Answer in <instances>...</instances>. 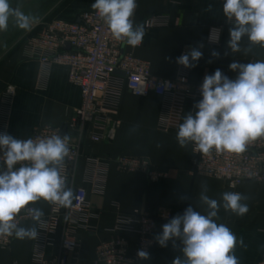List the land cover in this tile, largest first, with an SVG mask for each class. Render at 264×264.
<instances>
[{
	"label": "crops",
	"instance_id": "obj_1",
	"mask_svg": "<svg viewBox=\"0 0 264 264\" xmlns=\"http://www.w3.org/2000/svg\"><path fill=\"white\" fill-rule=\"evenodd\" d=\"M94 2L95 0H58L50 19L79 21L84 11L93 10L91 4ZM223 2L224 0H136V23L153 15L167 14L172 24L145 30L142 45L137 48L127 47L126 51L148 61L153 75L159 78L173 79L181 73H187L192 83L202 84L206 74H213L216 69H220L230 79H235L237 73L229 69V64L233 61L249 63L264 59V48L256 46L247 55L243 51L231 53L227 48L231 24L227 23L223 15ZM208 4L212 5V11L206 10ZM33 11L35 13L31 16L36 17V21L42 19L43 16L39 15L42 12L35 9ZM44 15L49 14L46 11ZM211 25H224L220 46H210L206 42ZM26 32L27 30L18 28L13 19L9 20L7 31H0V115L4 108L1 103L3 92L7 86L13 85L17 93L11 104L8 133L18 139L29 138L34 128L41 124L64 125L82 104L81 91L70 82L68 67L52 65L44 68L39 61L24 57L21 42ZM200 44H203L200 49L203 56L195 67L185 68L176 62L184 51L189 52ZM246 45L247 38L242 41V47ZM213 50L220 53L219 58L212 57ZM226 51L228 55H225ZM200 99H187L178 95L168 116L165 111L166 98L153 93L136 96L124 87L117 114L120 126L115 138L99 143L85 138L82 145L83 157L78 168V183L88 190L92 211L96 216L91 220L93 232H79L80 247L70 254L69 264H93L96 246L112 235L108 229L113 226L119 212L129 213L138 209L155 216L169 212L172 218L182 214L190 204L195 210L205 214V206L199 201L201 182H206L207 195L213 199L221 200L224 192H240L249 197L245 201L249 206L247 214L240 217L221 207L217 223L227 225L237 238L243 237L247 248L239 245L236 248L240 264L259 262L264 255V183L247 182L237 190H232L221 180L195 174L192 171L193 145L181 148L177 143L179 125ZM72 141H75L74 137ZM120 156L147 159L155 167L166 171L167 176L160 181L151 182L142 173L119 171L113 160ZM90 157L110 160L104 193L95 192L94 185L83 182L86 160ZM35 206L41 208L45 215L51 209V204L43 200ZM170 219L159 221L155 236L162 232V225ZM32 224L33 221H28L23 226L29 227ZM128 239L131 249H134L135 237L128 236ZM34 247L35 239L16 238L10 247L0 248V264H13L15 261L30 263ZM180 247L179 240L176 241V247H173L172 241L168 242L167 247H161L157 243L145 264H172L176 256H182Z\"/></svg>",
	"mask_w": 264,
	"mask_h": 264
},
{
	"label": "built area",
	"instance_id": "obj_2",
	"mask_svg": "<svg viewBox=\"0 0 264 264\" xmlns=\"http://www.w3.org/2000/svg\"><path fill=\"white\" fill-rule=\"evenodd\" d=\"M141 23L145 25V30H149L170 26L172 21L169 15L164 14L150 16ZM227 23L230 24L228 21ZM214 28L220 29L218 43H212L209 39ZM223 32L224 25H211L207 44L220 46ZM66 44L70 48H65ZM141 45L142 43L132 47L126 41L115 40L94 10L84 11L79 21L39 19L25 33L21 42L24 57L39 61L44 68L52 65L68 67L69 80L79 87L82 95L81 106L74 111L67 123L61 126L38 125L29 137L38 139L57 133L70 136V153L65 159L62 175L66 176L68 186L74 189L76 198L71 208L51 204L49 214L44 216L46 224L35 239L33 258L26 264H69L70 254L80 247L79 232L94 231L91 220L96 214L92 211L89 192L78 183V168L83 157L82 145L85 138L94 143L115 138L120 126L117 114L124 87L136 96L153 93L166 98L165 111L168 116L178 95L187 99L202 98L199 91L201 84L192 83L187 73H181L173 79L156 77L148 61L126 51L127 47L137 48ZM116 72L124 73L125 76ZM16 93L17 89L13 85L7 86L3 92L1 103L4 108L0 115V132L8 133L11 104ZM164 127L167 129L166 125ZM73 137L75 141H72ZM113 161L119 171L142 173L151 182L160 181L167 176L166 171L155 167L147 159L120 156ZM110 164L108 159L88 158L83 182L94 185L95 192L104 193ZM2 165L3 160L0 159V166ZM192 171L221 180L232 190H237L247 182L264 183V137L251 141L246 151L240 154H218L213 150L210 155H205L193 151ZM170 218L169 212L155 216L138 209L129 213H117L113 226L108 229L112 235L98 243L92 263L145 264L147 260L139 259L137 251L145 250L151 255L157 245L155 232L159 221ZM16 219L21 226L33 221L25 210H21ZM128 236L135 237L134 249H131ZM15 239L14 236H0V248L10 247ZM13 264L23 263L15 261ZM257 264H264V255Z\"/></svg>",
	"mask_w": 264,
	"mask_h": 264
},
{
	"label": "clouds",
	"instance_id": "obj_3",
	"mask_svg": "<svg viewBox=\"0 0 264 264\" xmlns=\"http://www.w3.org/2000/svg\"><path fill=\"white\" fill-rule=\"evenodd\" d=\"M91 8L115 40L126 41L132 47L142 43L145 25L134 20L136 0H95ZM206 10L212 11V5L208 4ZM222 11L231 24L227 48L232 54L243 51L247 55L256 46L264 48V0H224ZM10 19L18 28L30 30L37 18L12 7L10 0H0V31H7ZM219 34L220 29H212L210 42L218 43ZM245 38L247 45L242 47ZM202 47L200 44L191 48L176 62L185 68L195 67L203 56ZM211 55L219 58L220 53L213 50ZM229 69L237 73L235 79L220 69L204 76L199 88L202 98L178 127L176 140L181 148L192 144L194 152L205 155L213 150L218 154H240L251 141L264 137V59L233 61ZM69 142L68 134L18 139L6 131L0 132V236L37 239L46 224L45 214L30 205L41 200L63 208L73 206L74 189L62 175L70 153ZM207 192L206 182H201L199 201L205 206V214L189 204L182 214L163 224L162 232L155 236L161 247H167L169 241L176 247V241H180L182 256H176L172 264H240L236 248H247L243 237L237 238L217 219L221 207L240 217L247 214L249 206L245 201L249 197L240 192H224L217 200ZM21 210L31 216V226L18 223ZM136 255L141 260L150 258L145 250H138Z\"/></svg>",
	"mask_w": 264,
	"mask_h": 264
},
{
	"label": "rangeland",
	"instance_id": "obj_4",
	"mask_svg": "<svg viewBox=\"0 0 264 264\" xmlns=\"http://www.w3.org/2000/svg\"><path fill=\"white\" fill-rule=\"evenodd\" d=\"M57 2L58 0H10V4L12 7H18L22 12L27 15L34 14V9L37 10V12H42L39 13V15L43 16L41 18L45 21L51 18V12H53L55 6H57ZM51 9L53 10L51 11ZM46 11L49 15H44V12Z\"/></svg>",
	"mask_w": 264,
	"mask_h": 264
},
{
	"label": "water",
	"instance_id": "obj_5",
	"mask_svg": "<svg viewBox=\"0 0 264 264\" xmlns=\"http://www.w3.org/2000/svg\"><path fill=\"white\" fill-rule=\"evenodd\" d=\"M65 48H70V45L69 44H66L65 45ZM116 74H120V75L125 76V74L124 73H121V72H116ZM63 133H65V131Z\"/></svg>",
	"mask_w": 264,
	"mask_h": 264
}]
</instances>
